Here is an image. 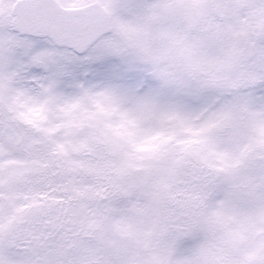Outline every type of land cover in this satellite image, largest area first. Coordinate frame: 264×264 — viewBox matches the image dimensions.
Instances as JSON below:
<instances>
[{"label":"snow or ice","instance_id":"snow-or-ice-1","mask_svg":"<svg viewBox=\"0 0 264 264\" xmlns=\"http://www.w3.org/2000/svg\"><path fill=\"white\" fill-rule=\"evenodd\" d=\"M0 264H264V0H0Z\"/></svg>","mask_w":264,"mask_h":264}]
</instances>
